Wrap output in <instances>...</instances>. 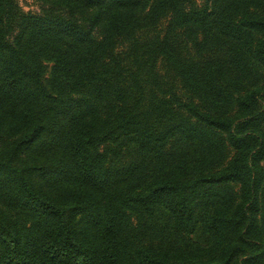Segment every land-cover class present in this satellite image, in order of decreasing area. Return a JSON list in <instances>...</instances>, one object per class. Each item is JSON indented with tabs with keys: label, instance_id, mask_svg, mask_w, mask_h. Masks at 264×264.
Instances as JSON below:
<instances>
[{
	"label": "trees",
	"instance_id": "trees-1",
	"mask_svg": "<svg viewBox=\"0 0 264 264\" xmlns=\"http://www.w3.org/2000/svg\"><path fill=\"white\" fill-rule=\"evenodd\" d=\"M45 2L0 0V264H264V0Z\"/></svg>",
	"mask_w": 264,
	"mask_h": 264
},
{
	"label": "rangeland",
	"instance_id": "rangeland-1",
	"mask_svg": "<svg viewBox=\"0 0 264 264\" xmlns=\"http://www.w3.org/2000/svg\"><path fill=\"white\" fill-rule=\"evenodd\" d=\"M16 1L25 12H32V13H39L41 8L47 4L45 0H16ZM235 190H238V185L235 186ZM163 217H164L163 213H158L155 219L159 221L156 223V225H162L163 223H165ZM186 238L200 244H204L207 239L205 235H202L199 232L194 235H190L189 237ZM179 240L181 239L179 238Z\"/></svg>",
	"mask_w": 264,
	"mask_h": 264
}]
</instances>
